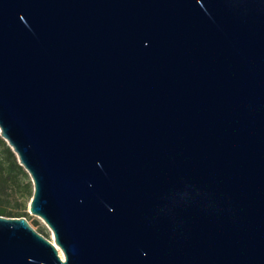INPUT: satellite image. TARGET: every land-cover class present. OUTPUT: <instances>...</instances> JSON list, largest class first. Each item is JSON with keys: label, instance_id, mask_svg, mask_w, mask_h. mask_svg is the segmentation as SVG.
Listing matches in <instances>:
<instances>
[{"label": "water", "instance_id": "95a60500", "mask_svg": "<svg viewBox=\"0 0 264 264\" xmlns=\"http://www.w3.org/2000/svg\"><path fill=\"white\" fill-rule=\"evenodd\" d=\"M0 135V264H264V0H0Z\"/></svg>", "mask_w": 264, "mask_h": 264}, {"label": "trees", "instance_id": "16d2710c", "mask_svg": "<svg viewBox=\"0 0 264 264\" xmlns=\"http://www.w3.org/2000/svg\"><path fill=\"white\" fill-rule=\"evenodd\" d=\"M33 183L11 147L0 135V215L27 217Z\"/></svg>", "mask_w": 264, "mask_h": 264}, {"label": "rangeland", "instance_id": "374dc122", "mask_svg": "<svg viewBox=\"0 0 264 264\" xmlns=\"http://www.w3.org/2000/svg\"><path fill=\"white\" fill-rule=\"evenodd\" d=\"M26 219L34 230H36L38 233H40L48 240H50L52 243H54L52 231L41 218H39L36 215L29 214V216H27ZM56 247L58 249L59 255L63 257V253L61 252L60 248L57 245Z\"/></svg>", "mask_w": 264, "mask_h": 264}, {"label": "bare ground", "instance_id": "6f19581e", "mask_svg": "<svg viewBox=\"0 0 264 264\" xmlns=\"http://www.w3.org/2000/svg\"><path fill=\"white\" fill-rule=\"evenodd\" d=\"M60 257H62V256H60Z\"/></svg>", "mask_w": 264, "mask_h": 264}]
</instances>
